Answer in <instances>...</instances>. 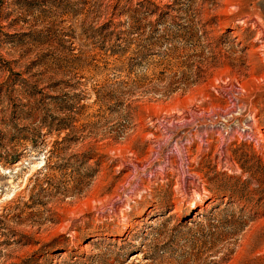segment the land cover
<instances>
[{"label": "rangeland", "instance_id": "374dc122", "mask_svg": "<svg viewBox=\"0 0 264 264\" xmlns=\"http://www.w3.org/2000/svg\"><path fill=\"white\" fill-rule=\"evenodd\" d=\"M0 264H264V0H0Z\"/></svg>", "mask_w": 264, "mask_h": 264}, {"label": "bare ground", "instance_id": "6f19581e", "mask_svg": "<svg viewBox=\"0 0 264 264\" xmlns=\"http://www.w3.org/2000/svg\"><path fill=\"white\" fill-rule=\"evenodd\" d=\"M249 129L251 128V127H248Z\"/></svg>", "mask_w": 264, "mask_h": 264}, {"label": "trees", "instance_id": "16d2710c", "mask_svg": "<svg viewBox=\"0 0 264 264\" xmlns=\"http://www.w3.org/2000/svg\"><path fill=\"white\" fill-rule=\"evenodd\" d=\"M15 157H13V159H14Z\"/></svg>", "mask_w": 264, "mask_h": 264}]
</instances>
